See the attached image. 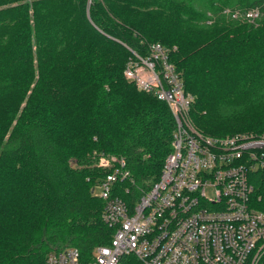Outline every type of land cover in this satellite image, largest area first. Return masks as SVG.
<instances>
[{"label":"trees","instance_id":"1","mask_svg":"<svg viewBox=\"0 0 264 264\" xmlns=\"http://www.w3.org/2000/svg\"><path fill=\"white\" fill-rule=\"evenodd\" d=\"M153 43L192 96L195 132L264 134V0H0V264L106 244L95 189L120 159L125 202L158 179L176 125L123 74ZM247 179L264 211V168Z\"/></svg>","mask_w":264,"mask_h":264},{"label":"built area","instance_id":"2","mask_svg":"<svg viewBox=\"0 0 264 264\" xmlns=\"http://www.w3.org/2000/svg\"><path fill=\"white\" fill-rule=\"evenodd\" d=\"M148 50H131L135 60L123 74L171 109L176 129L159 177L129 204L114 193L128 177L120 159L96 184L101 220L112 230L108 242L86 257L71 245L54 247L42 264H125L129 257L138 264H256L264 253V211L252 205L247 171L264 168V134L187 131L182 115L191 96L167 61L168 49L153 43Z\"/></svg>","mask_w":264,"mask_h":264},{"label":"rangeland","instance_id":"3","mask_svg":"<svg viewBox=\"0 0 264 264\" xmlns=\"http://www.w3.org/2000/svg\"><path fill=\"white\" fill-rule=\"evenodd\" d=\"M254 9V8H253ZM226 11V10H225ZM253 16H255V14L254 13H252V16L251 17H253ZM233 17H238V15H237V13L235 12V15H233ZM134 84V86H135V88H137V89H140V88H138L137 87V85H135V83H133ZM141 90V89H140ZM191 96V95H190ZM191 99H192V96H191ZM165 104H166V106L168 107V109H169V111H170V113H171V109H170V107H169V105H168V103L167 102H165V101H163ZM18 111H19V109H18ZM185 114L184 115H182V117L184 118V126H185V129L187 130V131H191V132H195L194 130H195V128H193L192 127V125L190 124V122H189V119H188V116H187V111H185L184 112ZM172 114V113H171ZM172 117H173V115H172ZM254 118L257 120L259 117H257V116H254ZM258 124H261V123H259L258 122ZM11 126V125H10ZM197 131V130H196ZM197 133V132H196ZM101 158V157H100ZM100 158H99V160H100ZM107 161V164L106 165H104V166H102V167H106L107 169L109 168V167H111L110 166V160H106ZM208 192V191H207ZM95 193H97V189H95ZM264 263V261H263V257L262 258H260L259 259V261H258V263H256V264H263Z\"/></svg>","mask_w":264,"mask_h":264}]
</instances>
